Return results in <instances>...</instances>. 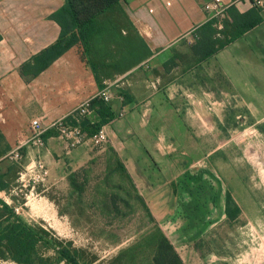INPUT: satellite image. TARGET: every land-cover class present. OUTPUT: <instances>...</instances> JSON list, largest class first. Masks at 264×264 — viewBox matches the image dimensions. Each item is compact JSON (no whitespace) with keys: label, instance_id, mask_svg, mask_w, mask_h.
Listing matches in <instances>:
<instances>
[{"label":"crops","instance_id":"obj_1","mask_svg":"<svg viewBox=\"0 0 264 264\" xmlns=\"http://www.w3.org/2000/svg\"><path fill=\"white\" fill-rule=\"evenodd\" d=\"M260 1L261 23L205 58V49L219 36L207 26L210 20L215 19L213 27L220 30L223 20L230 19L226 9L246 13L256 7L252 0H121L101 18L105 30L89 48L73 46L38 76L27 79L21 67L57 42L61 27L51 15L66 1L0 0V148L22 149L57 170L66 162L74 169L82 166L91 158L85 145L69 153L51 125L70 120L105 83L125 78L127 85L117 90L125 92V101L110 104L116 114L107 126L118 138L112 146L152 214L166 227L173 199L166 193L163 175L169 156L166 141H174L166 136V124L172 123L168 118L175 115L185 128H197V110L186 107L183 99L215 92L202 88L199 71L205 64H210V82L212 68L225 79L228 95L239 98L238 84H264V0ZM182 51L194 61L184 62L181 74L174 76L179 67L174 54ZM123 107L129 112L118 118ZM34 119L43 130L40 152L34 145ZM13 150L0 155V165ZM0 170L6 172L1 166Z\"/></svg>","mask_w":264,"mask_h":264},{"label":"rangeland","instance_id":"obj_2","mask_svg":"<svg viewBox=\"0 0 264 264\" xmlns=\"http://www.w3.org/2000/svg\"><path fill=\"white\" fill-rule=\"evenodd\" d=\"M174 56L179 65L174 76L181 74L184 62L194 61L184 51ZM199 72L202 88L215 92L183 99L186 107L197 110L196 129L185 128L175 115L168 118L172 123L166 124V136L174 141L173 145L166 141L169 156L163 175L166 193L173 199L166 227L157 223L186 264H264V84H238L237 98L228 95L225 79L214 68L210 82V64ZM119 94L124 102L125 92ZM113 139L118 141L112 138L104 149L85 144L91 158L75 169L66 162L57 170L42 158L46 175L38 169V157L1 147L0 155L8 150H13L12 157L18 155H9L0 165L6 171L0 174V199L29 225L44 230L47 241H72L89 258L96 256L97 264H108L154 227L118 169ZM247 151L257 163H251ZM73 172L84 188L81 193L70 187L68 176ZM98 190L108 196L105 211L97 203L102 199ZM228 195L235 203L234 218L226 215ZM144 250L145 261L149 252ZM47 253L52 255L53 250Z\"/></svg>","mask_w":264,"mask_h":264},{"label":"trees","instance_id":"obj_3","mask_svg":"<svg viewBox=\"0 0 264 264\" xmlns=\"http://www.w3.org/2000/svg\"><path fill=\"white\" fill-rule=\"evenodd\" d=\"M65 1V5L51 15L52 19L61 27L59 39L22 65L20 71L25 78L31 79L38 76L73 46L82 45L86 49L89 48L93 38L102 34L105 30L101 18L112 8L118 6L121 0ZM252 3L256 7L246 13H238L235 7L226 9L230 19L223 20V27L220 30L213 27V24L217 21L215 19L210 20L207 26L212 28V34L218 33L221 37H217L208 50L205 49L203 57L212 56L218 50L261 23L260 9L257 7L256 1L252 0ZM194 51H197V47H194ZM83 57L84 53H82ZM202 60L204 59H200L199 62ZM91 104L94 108V114L89 118H80L79 120L83 129L88 134L93 135L102 126L112 121L116 113L109 104L96 97L92 99ZM77 119L75 114L68 121L77 123ZM44 137L46 136L44 135ZM112 152L117 161L118 169L130 183L137 201L144 207L145 215L154 227L139 236L133 244L121 250L108 264H143L146 261L149 264H186L160 228L125 164L113 149ZM77 176V173H70L68 181L72 189L81 193L84 188L79 186ZM5 188V185L2 184L1 189L5 190ZM98 192H100L102 199L97 203L101 204L100 210L105 211L108 208V196L103 190H98ZM226 203V215L234 218L236 214L231 212V206L235 203L231 195L227 196ZM44 235L46 236L44 230L29 225L15 213L8 203L0 199V260L11 261L16 264H97L96 262L99 259L96 256L89 258L86 250L75 247L72 241L55 244L47 241ZM144 248L149 252V256L145 261L142 257L144 255L142 252L145 251ZM50 249L53 250L52 255L47 253Z\"/></svg>","mask_w":264,"mask_h":264},{"label":"built area","instance_id":"obj_4","mask_svg":"<svg viewBox=\"0 0 264 264\" xmlns=\"http://www.w3.org/2000/svg\"><path fill=\"white\" fill-rule=\"evenodd\" d=\"M256 4L259 6L261 1L255 0ZM127 85L125 79H117L112 82L105 83L104 87L101 88L96 98L102 100L106 104H111L115 99L122 100V95L117 91ZM93 97V98H95ZM92 98V99H93ZM92 99L84 101L76 109L77 123L61 119L52 123L51 128L55 129L58 136L66 143L69 151L85 145L88 142L93 143L94 147L104 149L115 137V131L109 128L107 125L102 126L96 133L93 135L88 134L83 127L80 125V118H89L94 114V108L91 104ZM128 113L126 107H123L118 113V118H124ZM32 130L34 137V145L40 152L44 147V140L42 139L43 130L40 125L39 119H34L32 121ZM38 169L44 175L48 173L44 160L41 157H38Z\"/></svg>","mask_w":264,"mask_h":264},{"label":"bare ground","instance_id":"obj_5","mask_svg":"<svg viewBox=\"0 0 264 264\" xmlns=\"http://www.w3.org/2000/svg\"><path fill=\"white\" fill-rule=\"evenodd\" d=\"M247 155H248V157H249V159H250L252 164L257 163L256 159H255V155L251 151H247Z\"/></svg>","mask_w":264,"mask_h":264}]
</instances>
